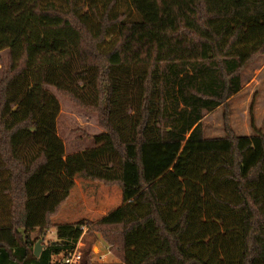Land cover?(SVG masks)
Wrapping results in <instances>:
<instances>
[{
    "label": "trees",
    "instance_id": "1",
    "mask_svg": "<svg viewBox=\"0 0 264 264\" xmlns=\"http://www.w3.org/2000/svg\"><path fill=\"white\" fill-rule=\"evenodd\" d=\"M4 50L0 264H55L84 228L107 264H264V134L251 118V136L225 123L207 142L202 126L264 57V0H0ZM49 88L96 115L120 156L121 178L83 172L123 193L94 222H52L75 181ZM183 144L196 148L181 164Z\"/></svg>",
    "mask_w": 264,
    "mask_h": 264
},
{
    "label": "rangeland",
    "instance_id": "2",
    "mask_svg": "<svg viewBox=\"0 0 264 264\" xmlns=\"http://www.w3.org/2000/svg\"><path fill=\"white\" fill-rule=\"evenodd\" d=\"M7 60V50L1 51L0 78L7 68ZM241 77L242 89L240 92L232 96L227 104L204 114L202 126L207 142L218 141L224 136L225 123L229 124L236 135L251 136L253 134L250 124L251 118L255 128L264 134V57L245 67L241 72ZM49 91L56 96L60 104L57 134L65 148V175L72 179L74 177L80 179L83 177V172H85V174H89L88 176L121 178L120 156L112 148L109 138L103 134V129L99 126L96 115L76 106L67 97L57 93L54 88H49ZM204 145H207V143ZM195 148L196 145L190 147L183 144L178 156L179 163L183 164L187 155ZM85 182L81 183L82 188H85L86 191L93 190L90 193H94V195L89 196L90 204H94V202H96V205L98 204L99 194L103 190L108 192L109 196L101 194L102 199L117 203L123 201V193H115L113 187H105L93 181ZM84 229L87 231V228ZM35 236L36 233L31 235L32 238ZM92 236L93 232L88 231L82 243L79 244V239L76 245L81 254L83 249L89 250V256L86 260L81 258L80 264H85L87 261L89 264L118 262V259L108 254L106 247L99 251L96 244H93L94 241H91L92 238L94 239ZM53 237L54 234L49 233L48 237L45 236L43 244L49 242V238Z\"/></svg>",
    "mask_w": 264,
    "mask_h": 264
},
{
    "label": "crops",
    "instance_id": "3",
    "mask_svg": "<svg viewBox=\"0 0 264 264\" xmlns=\"http://www.w3.org/2000/svg\"><path fill=\"white\" fill-rule=\"evenodd\" d=\"M86 175H89V174L86 173ZM83 177H84V179H83ZM83 177H81L80 179H77L75 177L73 178L75 181V187L70 192L68 199L62 205L58 214L52 218V222L54 224L55 223L56 224L75 223V222H77L79 220H83V219L94 222V221L100 219L101 217L107 215V213L111 212L112 210H114L115 208H117L118 206L121 205V203H122L121 201H120V203H117L115 201L114 202L110 201V200L106 201V200L102 199L101 194H106L109 196L108 192H105V190H103V192H101L99 194L97 205H96V202H94V204L93 203L90 204L91 200L89 199V196L92 194L90 192H92L93 190L89 189L86 191L85 188H82L81 183H86L85 181H87V182L93 181V182H97V183H100V182L92 180L91 178L85 177L84 174H83ZM98 177H101V176H98ZM85 178H87V179H85ZM102 178H105V177H102ZM105 179H113V178H105ZM114 179H116V178H114ZM100 184H102L105 187H113L114 188L113 191L117 194L122 193L121 190L118 189L119 188L118 186L116 189L115 185L109 186V185H105L103 183H100ZM95 193H97V192H95ZM92 195H94V193ZM47 233L48 234L49 233L54 234L53 238H49V241H54L55 240V227L50 228ZM48 234L46 235V237H48ZM85 234H86V230L83 232L79 244L82 243V239L85 236ZM94 235H95V240H94L93 244L94 245L96 244L99 251H101L100 249L106 247V250L108 252L107 245L104 243L101 235H99L98 233H94Z\"/></svg>",
    "mask_w": 264,
    "mask_h": 264
},
{
    "label": "built area",
    "instance_id": "4",
    "mask_svg": "<svg viewBox=\"0 0 264 264\" xmlns=\"http://www.w3.org/2000/svg\"><path fill=\"white\" fill-rule=\"evenodd\" d=\"M81 258V252L78 248H75L73 252L69 253L67 256H60L59 258H57L55 264H80Z\"/></svg>",
    "mask_w": 264,
    "mask_h": 264
},
{
    "label": "water",
    "instance_id": "5",
    "mask_svg": "<svg viewBox=\"0 0 264 264\" xmlns=\"http://www.w3.org/2000/svg\"><path fill=\"white\" fill-rule=\"evenodd\" d=\"M41 242L42 240H39L35 246H34V249H33V254L34 256L38 257L40 255V252L42 250V246H41ZM56 241H53L52 243H55Z\"/></svg>",
    "mask_w": 264,
    "mask_h": 264
}]
</instances>
